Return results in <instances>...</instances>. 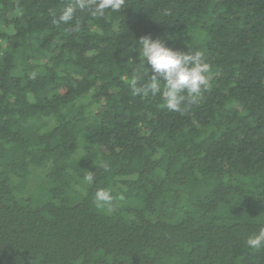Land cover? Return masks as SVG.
<instances>
[{
	"label": "trees",
	"instance_id": "1",
	"mask_svg": "<svg viewBox=\"0 0 264 264\" xmlns=\"http://www.w3.org/2000/svg\"><path fill=\"white\" fill-rule=\"evenodd\" d=\"M75 3L0 0V264H264V0ZM145 35L211 65L182 112L132 94Z\"/></svg>",
	"mask_w": 264,
	"mask_h": 264
},
{
	"label": "clouds",
	"instance_id": "2",
	"mask_svg": "<svg viewBox=\"0 0 264 264\" xmlns=\"http://www.w3.org/2000/svg\"><path fill=\"white\" fill-rule=\"evenodd\" d=\"M124 2L125 0H95L93 8L89 0H76L75 5L65 7L53 22L67 24L74 19L77 10L91 9L96 16H103L106 10L118 12L123 8ZM136 42L142 71L136 73L131 81L133 96L159 94L162 96L163 106L169 111L182 112V105L186 101L195 102L210 86L211 65L203 51L174 50L159 38L154 39L149 35L140 37ZM145 76L148 81L140 84ZM83 180L92 185L95 182L94 172L86 171ZM113 201L114 196L108 189H98L94 194V202L101 209L111 211ZM246 243L253 250L264 248V227L249 237Z\"/></svg>",
	"mask_w": 264,
	"mask_h": 264
}]
</instances>
